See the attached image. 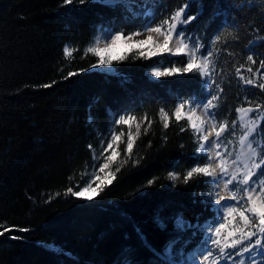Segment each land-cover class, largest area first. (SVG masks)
Here are the masks:
<instances>
[{
	"label": "trees",
	"instance_id": "1",
	"mask_svg": "<svg viewBox=\"0 0 264 264\" xmlns=\"http://www.w3.org/2000/svg\"><path fill=\"white\" fill-rule=\"evenodd\" d=\"M215 2L202 0L201 15L187 31L206 40L221 37L213 48V78L222 89L217 111L230 124L238 119V107L264 109V90L243 82L264 83V0H220L224 14L213 19ZM152 3L156 23L170 19L185 0ZM198 8L193 3L188 14ZM140 24L98 0H0V264H161L153 249L162 251L173 238L175 216L193 225L197 218L200 225L213 219L214 212L200 202L212 185L202 176L184 182L186 170L196 165L197 142L187 120L173 115L182 100L202 98L199 75L151 80L152 67L170 63L134 53L114 63V73L90 68L98 58L86 48L99 29L127 33ZM65 45L73 50L67 58ZM166 58L186 63L184 57ZM69 72L78 74L66 78ZM120 74L127 78L123 84ZM120 115L139 120L133 149L139 163L129 161L91 201L67 193L85 185L93 154ZM231 138L226 134L225 141ZM128 159L121 149L112 171ZM169 171L179 174L175 186ZM203 237L198 228L187 229L181 237L187 242L174 246L175 253L188 255Z\"/></svg>",
	"mask_w": 264,
	"mask_h": 264
},
{
	"label": "snow or ice",
	"instance_id": "2",
	"mask_svg": "<svg viewBox=\"0 0 264 264\" xmlns=\"http://www.w3.org/2000/svg\"><path fill=\"white\" fill-rule=\"evenodd\" d=\"M72 0H64L65 4H70ZM102 6L108 8H121L126 19L129 21L141 19L140 27L135 31L125 33V29L113 31L105 29L102 34L95 37L97 42L103 40L105 47L98 48L89 46L86 48V54H94L98 59L97 63L90 65V68L107 70L106 74H111L114 63L119 64L126 60L128 53L138 50V57L151 60L153 57H159L165 63H170V67H152L150 76L160 79L171 77L176 74L186 75L192 73L199 75L200 91L202 98L190 96L182 100L175 106L173 115L179 122L181 119L188 121L189 127L193 131L194 140L197 142L196 151L193 153V159L196 165L186 170L183 179L188 183L194 176L204 177L206 185H214L215 191H209L207 194H201L200 202L205 205L207 210L214 212L213 219L200 225L197 218V224L193 225L183 219L182 215L175 216L176 231L173 238L165 245L162 251L153 249L161 264H264V109L257 104L256 108L238 107L236 113L238 119L230 122L221 121L220 112L217 109L220 93L222 89L213 78L216 71V61L214 59L216 52L213 50L216 43L221 41L219 34L214 38L205 39L203 37L193 36L187 31V25L201 15L203 8L202 0H185V4L179 7L170 19H163L155 24V6L152 0H98ZM84 3V0H81ZM193 3L199 5L195 15H189L188 9ZM233 7L239 5L233 3ZM213 12L210 18H215L224 14L220 0H216L213 5ZM155 24V26H153ZM167 26V27H165ZM219 32V29H217ZM148 33L143 39H133ZM155 34V36L153 35ZM162 38V39H159ZM118 42L127 45L128 51L114 55L113 50ZM175 42V47H172ZM225 48L227 41H224ZM144 46H147L145 48ZM72 49L65 45L63 54L65 58L72 55ZM218 51V50H217ZM167 55L184 57L183 61H168ZM199 57V62L197 61ZM253 61V55L247 57ZM159 60L154 61L159 64ZM177 63H182V67H176ZM264 65V61H262ZM162 69V70H161ZM79 71H87L82 69ZM251 71V69H249ZM259 72V70H257ZM78 72H69L70 78L77 75ZM121 75L120 83L126 82L127 78ZM244 84L258 86L264 90V83H256L253 79H245ZM45 84L43 87H50ZM219 89V91H216ZM247 99V98H246ZM188 105V111H182ZM259 111L257 117L255 113ZM199 113V114H198ZM163 119V127H169V117L165 108L160 109ZM255 117V118H254ZM134 116L120 115L114 121L116 125H130ZM150 124V122H149ZM237 125L240 126L242 134L239 137V151L230 148L233 144L231 139L225 141L226 134L235 135ZM140 124H137V135L133 136L129 131L127 145L124 150L128 156L115 171L105 173L103 179L95 175L96 171L105 172L115 163L120 153L113 149L111 142L107 144L108 149H112V154L106 157V162L99 165L98 169H93V174L85 187L79 191L72 188L67 189V193L77 198H84L89 201L98 196L105 187L112 185L119 173L129 161L136 166L138 159H133V149L135 139H138ZM147 134V129L144 130ZM181 131H185L184 128ZM260 139L257 140L256 137ZM113 140L119 141L121 136L114 135ZM104 143V141H101ZM91 148V145H89ZM93 158L97 159L96 154ZM203 159V164L200 161ZM168 177L175 186V181L179 178L176 171H169ZM156 177L148 180L150 186L155 183ZM96 181L100 183L92 187ZM213 197H215L213 201ZM51 199V197H50ZM210 206V207H209ZM157 223L163 228L165 225L159 218ZM198 228L204 235L195 250L185 257L183 252L179 253V259L175 253V247L178 243L185 244L187 241L181 237L189 228ZM19 231H28V229H18ZM12 231L5 227L4 232ZM3 235V232H0ZM192 235H196L195 232ZM12 239H22V237L12 236ZM127 264V261H125Z\"/></svg>",
	"mask_w": 264,
	"mask_h": 264
},
{
	"label": "rangeland",
	"instance_id": "3",
	"mask_svg": "<svg viewBox=\"0 0 264 264\" xmlns=\"http://www.w3.org/2000/svg\"><path fill=\"white\" fill-rule=\"evenodd\" d=\"M158 23H160V21H157L155 24H158ZM155 24H154L153 26H155ZM165 27H167V26H165ZM103 31H104V30L99 29V30L97 31V35L102 34ZM147 34H148V33H144L143 35H141V36H137V37H134L133 39H143V38L146 37ZM97 35H96V36H97ZM153 35L155 36V34H153ZM96 36H95V37H96ZM159 39H162V38H159ZM90 46L98 47V48H103V47H105V42H104L103 40H101L100 42H97V41L95 40V38H94V40H93V42L91 43ZM144 47L147 48V46H144ZM172 47H175V42H173ZM127 51H128V47H127V45L124 44L123 42H118L116 48L113 50V54H114V55H118V54H121V53H124V52H127ZM129 53H134V54H137V55H138V50H133V51H131V52H129ZM166 57H174V56H171V55H167V54H166ZM153 58H159V57H153ZM185 59H186V58H185ZM197 61L199 62V57H197ZM175 66H176V67H180V66H177V65H175ZM95 70H98V71H101V72H105V73H107V70H104V69L97 68V69H95ZM161 70H162V69H161ZM150 71H151V70H150ZM150 71H149L148 74H149V78H150L151 80H156V81H158V80H160V79L165 78V77L160 78V79L152 78V77L150 76ZM111 73H114L113 66H112V69H111ZM176 75H178V74H176ZM182 111H184V112H187V111H188V105H187V104H185V108H184ZM198 114H199V113H198ZM255 116H257L256 113H255ZM125 117L127 118V116H125ZM118 118H119V117H118ZM118 118H117V119H118ZM254 118H255V117H254ZM114 121H115V120H114ZM187 122H188V121H187ZM138 123H139V120H137L136 118L133 119V120L131 121L130 125H124V124L116 125L114 122L111 123L110 128H109V131H108L109 133H108V135L103 139L104 143H102V144L100 145V148H99V149L97 150V152H96V157H97V159H94V160H93L91 166L89 167V169L87 170V172H86L85 175H84V177L86 178V181H85V185H84L83 187L86 186L87 182L89 181L90 176L93 174V169H94V168H95V169H98L100 164L106 162V157H107L108 155H111V154H112V149H108L107 152L104 151V149L107 148V144H108L109 142H111L112 145H113V149H116L117 151H119V153L121 152V149H124V150H125L126 145H127L128 133H129V131H131L132 134H133V136L135 137V135H136V133H137V124H138ZM241 134H242V130H241L240 126L237 125V127H236V131H235V135L232 136L233 138H231V140L233 141V144L230 145V148H232L234 151H237V152L239 151V143H238V141H239V137H240ZM114 135H119V136H121V139H120L119 141L113 140L112 137H113ZM256 139L259 140L260 137L257 136ZM117 160H118V157L116 158L115 162H116ZM114 164H115V163H114ZM114 164H112V166H111L109 169H106L105 172H99V171H96V172H95V175H98V176L101 177V179H103V177H104V175H105L106 172H108V171H112V167H113ZM98 183H100V181H96L94 184H92V187H95L96 184H98ZM79 190H80V189H79ZM211 191H213V192L215 191V186H214V185H212V189H211ZM212 199H213V201H214L215 197H213ZM203 238H204V237H203ZM184 256L187 257V255H184ZM177 257L179 258V255H177ZM257 264H260L259 259H258V261H257Z\"/></svg>",
	"mask_w": 264,
	"mask_h": 264
}]
</instances>
